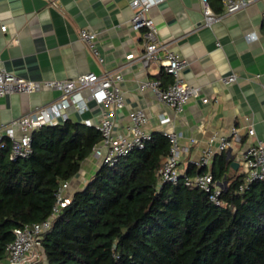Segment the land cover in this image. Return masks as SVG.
I'll use <instances>...</instances> for the list:
<instances>
[{
  "label": "crops",
  "instance_id": "1",
  "mask_svg": "<svg viewBox=\"0 0 264 264\" xmlns=\"http://www.w3.org/2000/svg\"><path fill=\"white\" fill-rule=\"evenodd\" d=\"M131 1L0 0V67L37 81L119 70L124 78L120 86L125 103L118 110L117 133L127 135L131 113L144 110L149 116L147 132L180 134L181 144L189 148L180 169L187 172L217 132L229 136L233 147L218 152L205 168L210 172L224 153L231 160V175L244 174V152L256 141L264 142V1L212 27L204 26L201 0H165L151 9L161 40L187 62L183 80L201 88V97L189 100L182 113L162 104L151 90H139L141 82L160 79L167 87L173 78L160 64L143 65L140 57L145 52V35L143 29L132 27ZM211 4L217 13L223 12L221 0H211ZM81 29L96 32L98 57L80 39ZM231 74L237 81L225 83ZM60 97V91L47 88L0 97V135L13 121ZM84 97L89 109L79 112L69 108V119L98 123L101 109L89 99L88 92ZM204 97L209 98L207 103L202 101ZM162 116L170 122L163 124ZM251 127L255 136L248 133ZM233 129L239 131L240 143L230 136ZM102 164L91 154L70 180L67 195L84 189Z\"/></svg>",
  "mask_w": 264,
  "mask_h": 264
},
{
  "label": "trees",
  "instance_id": "2",
  "mask_svg": "<svg viewBox=\"0 0 264 264\" xmlns=\"http://www.w3.org/2000/svg\"><path fill=\"white\" fill-rule=\"evenodd\" d=\"M101 140L95 128L69 119L36 130L26 159H11L10 140L0 144V264L15 230L50 216L61 185L80 172ZM169 150L166 136L153 134L144 149L114 166L102 164L39 238L45 261L264 264V181L246 186L245 175L232 176L222 153L210 170L218 183L228 182L217 206L199 188L159 186ZM207 172L190 164L186 173Z\"/></svg>",
  "mask_w": 264,
  "mask_h": 264
},
{
  "label": "built area",
  "instance_id": "3",
  "mask_svg": "<svg viewBox=\"0 0 264 264\" xmlns=\"http://www.w3.org/2000/svg\"><path fill=\"white\" fill-rule=\"evenodd\" d=\"M165 0H132L131 7L134 14L131 20L135 30H144L145 52L140 57L143 65L149 67L153 64H160L165 73L173 78L172 83L167 87L163 86L160 79L147 80L139 84V90H151L157 99L164 105L174 109L178 113L184 111V106L192 98L201 97V88L191 86L182 78L187 67L186 60L174 52L168 43L161 40L159 30L154 18L151 16V9L158 6ZM202 1V14L204 26L212 27L215 23L226 17L247 9L252 4L264 0H221L223 12L217 13L211 4V0ZM2 29L6 31V26ZM80 39L89 47L91 53L98 57L96 48V32L88 29H81ZM1 63V60H0ZM124 80L119 70H112L103 74L94 72L80 75L75 79L68 80H31L21 78L6 68L0 67V97L20 93L32 94L42 91L44 88L58 90L61 92L60 99L41 107L33 112L15 120L7 128L4 134L0 135L1 147L5 146L4 140L8 139L12 145L11 159L22 160L30 156L33 151V134L44 126H56L69 120L68 109L75 108L79 112L88 110L84 92L89 93V99L101 109L100 121L93 123L91 120H84V124L94 127L101 133L102 140L96 145L92 154L103 164L114 166L121 160L128 157L137 149H144L148 142L153 139V134L146 131L149 123V116L142 109L131 113V123L128 134L123 135L116 132V120L118 110L124 106V94L120 86ZM225 83L237 81V76L231 74L224 79ZM204 103L209 98H202ZM161 122L166 124L170 118L161 117ZM17 128V130L15 129ZM250 135L255 136L253 127L249 129ZM163 134L169 141L170 150L164 167L160 171L159 186L166 182L172 184L184 183L186 186L199 188L210 196V200L217 206L223 205L221 198L224 187L218 183L211 172L197 173L190 176L180 169L184 152L189 148L181 144V136L175 131H164ZM234 141L240 143L242 137L237 129L231 134ZM230 137L214 133L210 139L209 147L203 152L199 160L192 161L196 168L209 165L218 152H225L231 149L233 143ZM217 143L216 147L215 144ZM243 163L246 171L245 184L256 181H264V142L261 140L250 145L243 154ZM70 181H65L59 188L57 201L50 216L39 223L26 225L15 230V239L10 246L8 259L2 264H50L45 261L40 237L50 230L55 220L60 216L63 209L72 202V196L67 195ZM241 190H244L242 187Z\"/></svg>",
  "mask_w": 264,
  "mask_h": 264
},
{
  "label": "water",
  "instance_id": "4",
  "mask_svg": "<svg viewBox=\"0 0 264 264\" xmlns=\"http://www.w3.org/2000/svg\"><path fill=\"white\" fill-rule=\"evenodd\" d=\"M228 158H229V156H228ZM236 165H237V164H236ZM232 166H235V163H232ZM227 185H228V182H227V181H225V182L222 183V186H223L224 188H226Z\"/></svg>",
  "mask_w": 264,
  "mask_h": 264
}]
</instances>
